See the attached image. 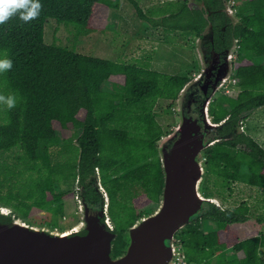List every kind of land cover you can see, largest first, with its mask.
<instances>
[{
  "label": "trees",
  "instance_id": "trees-1",
  "mask_svg": "<svg viewBox=\"0 0 264 264\" xmlns=\"http://www.w3.org/2000/svg\"><path fill=\"white\" fill-rule=\"evenodd\" d=\"M98 1L121 6L120 0H40L38 18L24 23L16 15L0 25V59L13 62L10 70L0 72V94L17 99L12 109L0 104V151L17 152L0 163V208L10 209L0 213V219L10 220L13 214L27 219L38 209L58 224L70 192L62 184L72 182L73 191L82 187L78 197L86 202L101 200L103 207L108 202L117 234L113 252L118 255L126 247L127 229L145 214L131 204L130 190L140 186L159 202L164 188L159 148L167 132L156 103L160 98L176 100L188 78L151 68L143 59L119 61L46 41V23L52 18L57 25H72L77 39L93 32ZM128 1L142 20L166 31L199 34L211 24L215 38L227 42L230 33L239 38L232 77L240 92L224 91L214 98L209 107L214 120L264 106V0L242 1L235 23L223 10L227 0L224 6L221 0H201L202 8H191L188 0H168L149 10L139 0ZM220 25L228 26L222 31ZM70 126L71 133L63 137L62 128ZM225 129L231 134L232 127ZM61 144L60 156L55 157L52 148ZM202 157L206 176L221 179L230 192L238 181L264 188V146L250 134L241 131L232 141L216 140ZM92 174H99L101 193L89 186ZM208 203V209L202 203V212L176 233L184 258L200 264H264V231L232 246L223 237L227 227L250 218V203ZM260 207L264 209V201ZM258 221L264 223V215Z\"/></svg>",
  "mask_w": 264,
  "mask_h": 264
},
{
  "label": "water",
  "instance_id": "water-1",
  "mask_svg": "<svg viewBox=\"0 0 264 264\" xmlns=\"http://www.w3.org/2000/svg\"><path fill=\"white\" fill-rule=\"evenodd\" d=\"M230 2H225L223 10L235 23L238 18L231 12ZM188 5L202 8L204 2L188 0ZM210 27L211 24L206 29ZM234 47L220 68L223 72L216 78L220 83L207 94L201 106L208 128L219 125L211 120L209 107L213 95L234 72ZM197 52L202 64L201 75L210 69L211 66L207 65L212 59L206 63L203 61L198 42ZM198 78L196 76L195 80ZM207 84L203 85L204 89ZM178 114V125L169 135L170 143L162 144L159 149L164 188L158 207L140 216L127 229V244L122 253L115 255L113 252L117 234L108 215V202L97 208L78 197L79 221L67 229L57 230L28 222L15 214L10 220L0 219V264H172L176 255V233L201 209L203 201L217 204L213 196H206L201 190L206 168L200 125L195 119L185 116L182 105ZM105 194L109 201L108 194ZM9 210L1 207L0 213ZM167 241H171L170 244Z\"/></svg>",
  "mask_w": 264,
  "mask_h": 264
},
{
  "label": "rangeland",
  "instance_id": "rangeland-1",
  "mask_svg": "<svg viewBox=\"0 0 264 264\" xmlns=\"http://www.w3.org/2000/svg\"><path fill=\"white\" fill-rule=\"evenodd\" d=\"M120 1L121 6L119 8L109 7L107 4L98 1L95 4L91 19V24L95 30L88 35L80 36L78 39L74 36L72 25H57L53 18L48 19L45 28L46 41L52 42L54 39L62 45L75 46L77 50L83 53L119 61L136 62V60L143 59V61L150 62L151 68L180 74L187 78L194 76L198 70L201 72L202 64L197 52L198 41H195L192 30L169 32L161 26H152L138 16L136 9L128 0ZM167 1L139 0L140 5L145 10ZM242 1L245 0H231L230 9L233 14H236V7ZM149 54L151 57L147 60ZM197 57L200 61V69L197 65ZM234 83L235 81L231 76L226 84L217 90L214 97L224 91L237 95L240 88ZM193 88L196 90L197 85H193ZM197 93L199 94L198 91ZM182 104L180 98L178 100L160 98L157 101L155 109L158 112V119L167 132L160 140V147L162 144L170 143L169 135L178 125V108ZM248 114L245 120V129L264 146V106H260ZM186 115L191 117L198 115L196 103L191 105ZM71 128V126L62 128V136L67 137L71 133ZM242 128L243 126L240 127L241 131ZM61 147L62 144L52 148L55 157L60 156ZM15 153H17L16 149L4 153L0 151V163L5 159H12ZM72 185V182H63L62 184V187L69 188L70 192L65 196L66 211L59 217L58 224L53 225L50 214L38 209H35L26 221L47 225L57 230L67 229L77 224L80 216L78 201L75 198ZM201 190L204 194L213 195L217 204L222 206L234 207L243 200H247L252 207L250 218L247 221L235 223L226 228L223 237L228 245L232 246L239 239L264 231V223L258 221V216L264 215V209L260 207L264 201V188L238 181L232 184L230 192L227 187L222 186L221 179H217L208 173L207 176L205 174ZM130 201L136 211L145 214L156 210L159 204L140 186H135L130 190ZM208 202L211 201H203L205 209L210 207ZM99 205L101 204L97 203L91 206L100 207ZM201 212L202 209L197 211V213ZM262 255H264V247L262 248Z\"/></svg>",
  "mask_w": 264,
  "mask_h": 264
},
{
  "label": "flooded vegetation",
  "instance_id": "flooded-vegetation-1",
  "mask_svg": "<svg viewBox=\"0 0 264 264\" xmlns=\"http://www.w3.org/2000/svg\"><path fill=\"white\" fill-rule=\"evenodd\" d=\"M223 2L224 0H221V3L224 6ZM227 21L228 19L226 17H224L222 20V22H225V23H227ZM227 26L228 25H224L222 27V25H220L219 28L222 29V31H224L227 29ZM193 32H194V38L196 39L195 41H198L199 43V48H200L203 61L207 62L208 60L212 59L210 64L207 65L208 67L209 66L211 67L210 69H208L206 72L202 73L201 75H199V70H198L196 74H194V76L188 78L186 81V84L184 85L183 89L181 90L179 94V97L176 100H178L179 98L181 99L183 103L182 104L183 111L184 113L186 112V114H187V110L191 107V105L193 103H196L198 115L195 117H191L190 115L187 116L185 114V116L191 117L192 119H195L199 123L200 132L202 134V139H203V145L205 147L208 146L209 144H213L214 141L223 139V138L224 139L229 138L232 141L237 135H239L238 129H240L241 126H243L242 132L249 134L248 131L245 129V120L247 119L249 115L248 114L249 111L247 112V110L241 111L238 115L232 118H230L229 115H227L223 120H219V121L214 120V115L210 113L211 120L219 124L218 126H215L212 128H208L205 126L203 114L201 111V106L203 102L205 101L207 94H210L213 91L214 87H216L220 83V81L216 82V78L223 72V70L222 69L220 70V68L223 65V63H225V61L227 60L228 54H230L229 50L235 46L234 50L232 51L233 52V66H234V63L236 60V52L238 48L239 38H236L233 33L229 34L228 36L229 40L227 42L225 41L224 38H215L214 37V33H215L214 27H213V32L210 28H208L207 31H202L199 34L195 31ZM234 41H236L235 45H233ZM213 52L215 53L214 57H213ZM196 61H197L198 68L200 69L201 66H200V61L198 57L196 58ZM196 76H199L197 80H195ZM206 82H208V84L206 86V89H204L203 85ZM193 85H197L196 90L195 88H193ZM197 91L199 92V94L197 93ZM214 98L215 97L213 95L211 102H213ZM226 125H229L230 127H232V132H230L231 134H229L228 131L225 129ZM240 144L241 142H238V145ZM99 181H100L99 174L98 175L92 174L90 176L89 186H91L92 189L95 188L94 190L101 193V190H103L101 188L103 187L97 186L99 184ZM80 191H82L81 186L78 189V191H74L76 198L80 196ZM97 203L101 204L99 205L100 207H97V208L103 207L101 200L96 203L87 202L89 206L96 205ZM167 243H170V241H167Z\"/></svg>",
  "mask_w": 264,
  "mask_h": 264
},
{
  "label": "clouds",
  "instance_id": "clouds-1",
  "mask_svg": "<svg viewBox=\"0 0 264 264\" xmlns=\"http://www.w3.org/2000/svg\"><path fill=\"white\" fill-rule=\"evenodd\" d=\"M42 7L40 0H0V25L5 24L16 15L19 16L20 21L29 23L39 17ZM12 63L11 59H0V72L10 70ZM16 103L15 95L0 94V104L6 105L8 109L14 108Z\"/></svg>",
  "mask_w": 264,
  "mask_h": 264
},
{
  "label": "built area",
  "instance_id": "built-area-1",
  "mask_svg": "<svg viewBox=\"0 0 264 264\" xmlns=\"http://www.w3.org/2000/svg\"><path fill=\"white\" fill-rule=\"evenodd\" d=\"M235 81V79H234ZM176 255H175V258L172 262V264H200V263H197V262H189L187 261L185 258H184V255L182 254L181 252V249L179 247V245L176 243Z\"/></svg>",
  "mask_w": 264,
  "mask_h": 264
}]
</instances>
